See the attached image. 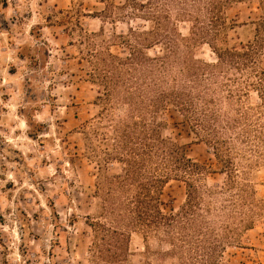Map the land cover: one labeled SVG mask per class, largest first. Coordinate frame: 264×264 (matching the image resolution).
<instances>
[{
    "label": "trees",
    "instance_id": "obj_1",
    "mask_svg": "<svg viewBox=\"0 0 264 264\" xmlns=\"http://www.w3.org/2000/svg\"><path fill=\"white\" fill-rule=\"evenodd\" d=\"M248 1L110 0V13L129 8L130 16L149 24L129 26L127 33L99 43L94 39L102 33L81 27L87 45L80 49L82 59L89 63L90 80L103 87L100 120L114 100L126 106L125 116L112 120L114 143L104 156L93 147L99 168L97 210L86 217L93 232L91 264L127 263L134 234L147 248L150 236L166 243L181 264H223L227 246L241 247L263 215L264 199L249 176L254 161L244 151L260 153L264 145V21L250 22L253 40L225 42L241 26L230 23L229 10ZM181 23L189 24L188 35ZM206 44L215 62L196 55ZM114 46L124 50L115 52ZM252 90L257 103L250 101ZM168 107L183 116L198 141L210 145L217 169L195 161L185 144L164 134L159 114ZM110 164L119 170L111 171ZM210 173L223 175V184H204ZM172 180L186 187L179 211H168L164 200Z\"/></svg>",
    "mask_w": 264,
    "mask_h": 264
},
{
    "label": "rangeland",
    "instance_id": "obj_2",
    "mask_svg": "<svg viewBox=\"0 0 264 264\" xmlns=\"http://www.w3.org/2000/svg\"><path fill=\"white\" fill-rule=\"evenodd\" d=\"M109 4L110 0H0V264H91L93 232L86 217L97 210L93 193L99 168L93 147L104 156L114 143L112 120L124 117L126 106L114 100L100 120L103 87L90 80L89 63L80 52L87 47L82 35L102 33L94 39L99 43L103 37L127 33L129 26L149 24L130 16L129 8L110 13ZM229 18L241 26L231 30L225 42L247 43L256 34L250 22L264 21V3L237 4ZM180 28L189 34V24L181 23ZM195 51L201 59L217 60L208 44ZM260 66L264 69V57ZM250 101L258 102L253 90ZM159 121L164 134L185 144L191 158L219 167L210 145L196 139L174 107L163 110ZM259 151L244 152L254 161L250 180L258 199H264V145ZM109 169L118 171L119 164ZM204 178L210 188L224 181L217 173ZM186 196L185 185L172 180L164 190L167 210L179 211ZM261 212L241 247L227 246L223 264H264V206ZM147 244L148 248L144 238L134 234L125 264H181L170 246L156 237L150 236Z\"/></svg>",
    "mask_w": 264,
    "mask_h": 264
}]
</instances>
